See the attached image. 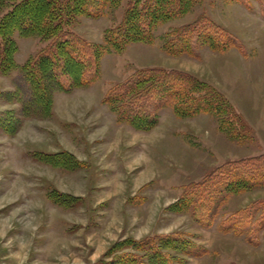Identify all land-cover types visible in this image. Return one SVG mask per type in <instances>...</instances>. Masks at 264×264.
Returning <instances> with one entry per match:
<instances>
[{"label": "rangeland", "instance_id": "374dc122", "mask_svg": "<svg viewBox=\"0 0 264 264\" xmlns=\"http://www.w3.org/2000/svg\"><path fill=\"white\" fill-rule=\"evenodd\" d=\"M16 1L6 0L0 17ZM125 6L107 7L96 19L78 15L66 27L102 44ZM202 14L236 46L214 51L192 37L194 55L168 54L166 34ZM153 33L152 43L105 54L91 86L55 91L48 116L38 108L25 114L32 94L22 75L48 42L13 34L16 66L8 74L0 69V264H112L130 253L156 264L133 243L170 235L208 251L193 257L168 249L174 264H264V228L255 245L247 229L223 231L239 211L264 200V185L239 194L220 187L209 227L195 218L185 193L227 162L264 154V0H196ZM144 68L179 70L215 87L250 131L222 132L214 114L180 117L170 107L148 130L117 122L102 97ZM60 152L82 165L44 155Z\"/></svg>", "mask_w": 264, "mask_h": 264}, {"label": "trees", "instance_id": "16d2710c", "mask_svg": "<svg viewBox=\"0 0 264 264\" xmlns=\"http://www.w3.org/2000/svg\"><path fill=\"white\" fill-rule=\"evenodd\" d=\"M124 0H19L12 2L0 17V69L8 74L15 65L17 50L13 34L40 37L47 45L22 67V75L30 87L31 98L24 104L25 114L39 109L43 116L50 115L52 94L70 92L88 87L97 81L101 58L111 52H120L131 43H152L157 25L179 18L196 0H125L126 6L120 23L104 33L102 44H91L66 26L78 15L100 18L105 9L119 6ZM3 3V4H2ZM6 0H1L3 7ZM225 33L205 15L194 22L171 29L166 34L164 49L170 55L193 54L190 39L197 37L214 51L236 46L219 34ZM227 44V45H226ZM226 45V46H225ZM32 98L34 102H32ZM103 103L116 113L117 122L141 130L156 125L160 110L172 108L180 117L211 113L219 117L222 132L250 131L235 112L227 98L215 87L188 73L164 68L137 70L126 81L113 86ZM52 159L70 157L73 164L81 162L66 153L44 154ZM264 185V154L227 162L204 177L201 182L188 185L186 196L192 198L194 216L203 227L211 210V199L223 187L226 194H239ZM188 192V194H187ZM191 196V197H190ZM259 213L251 221L252 214ZM211 215V213H210ZM213 216V214H212ZM211 216V218H212ZM231 221V220H230ZM224 232L248 230L251 244L264 228V200L252 203L239 211ZM170 245V246H169ZM134 249L150 251L149 263L174 264L168 249L195 257L206 249L197 248L184 235L155 237L153 240L134 242ZM200 251V252H199ZM112 264H144L135 254L118 256ZM235 264V263H230Z\"/></svg>", "mask_w": 264, "mask_h": 264}, {"label": "crops", "instance_id": "0c3cea01", "mask_svg": "<svg viewBox=\"0 0 264 264\" xmlns=\"http://www.w3.org/2000/svg\"><path fill=\"white\" fill-rule=\"evenodd\" d=\"M90 86H91V85H90ZM70 92H72V91H70ZM66 93H67V92H66ZM68 93H69V92H68ZM103 98H104V97H102V100H101L102 103H103ZM103 104H104V103H103ZM104 105H105V104H104ZM106 106H107V105H106Z\"/></svg>", "mask_w": 264, "mask_h": 264}]
</instances>
